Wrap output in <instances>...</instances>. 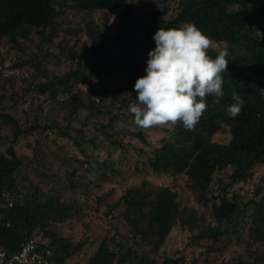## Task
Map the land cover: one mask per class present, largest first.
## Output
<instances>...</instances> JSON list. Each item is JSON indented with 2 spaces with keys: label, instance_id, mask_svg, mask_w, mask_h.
<instances>
[{
  "label": "trees",
  "instance_id": "trees-1",
  "mask_svg": "<svg viewBox=\"0 0 264 264\" xmlns=\"http://www.w3.org/2000/svg\"><path fill=\"white\" fill-rule=\"evenodd\" d=\"M66 8L103 15L100 24L90 19L86 26L89 43L71 54L75 67L60 75L45 73L44 80L34 86L49 99L68 102L67 125L36 117L24 124L0 110V246L11 253L32 238L51 250L53 264H65L82 246L77 243L70 248L71 240L63 234L64 223L79 212L77 202L65 193L83 192L93 181L91 176L112 179L124 164L144 174L169 176L172 184L142 179L139 185L127 187L113 208H119L134 238L104 237L86 264H158L156 255L174 227L188 228L193 241H208L201 264H229L223 259L216 263L217 257L209 256L221 249L223 235L264 245V175L251 197L243 198L238 192L255 166L264 167V96L259 91L264 89V0H179L175 13L151 3L142 11L128 0H0V41L6 39L20 50L33 43V35L50 41L58 32V16ZM118 11V18L109 25L110 15ZM182 22L195 23L216 42L217 49L226 43L230 56L224 74L225 95L219 104L213 103L214 97L207 98V111L195 130H185L178 123L167 129L159 145L150 147L142 129L120 130L142 142L130 151L128 143L112 139L114 133L120 134L115 122L132 115L127 109L136 100L137 78L146 75L155 32L160 27H179ZM209 54L214 58L217 51ZM30 62L40 71L39 63L31 58ZM104 75L117 76L109 85L110 94L96 93L90 86L94 95H86V101L76 98L79 84ZM233 91L244 101L235 118L226 113L234 102ZM218 132L227 133L228 140L212 139ZM98 133L111 141L120 156L108 151L93 165ZM61 139L71 140L80 155L60 144ZM17 145L30 148V153L19 152ZM40 154L59 159L67 168L58 171L41 164ZM34 172L43 174L46 184ZM177 178L200 205L209 204L212 223H205L195 207H180ZM255 257L250 252L248 260L238 262L251 264ZM161 264H187V260L184 254H166Z\"/></svg>",
  "mask_w": 264,
  "mask_h": 264
},
{
  "label": "rangeland",
  "instance_id": "rangeland-1",
  "mask_svg": "<svg viewBox=\"0 0 264 264\" xmlns=\"http://www.w3.org/2000/svg\"><path fill=\"white\" fill-rule=\"evenodd\" d=\"M134 3L135 7L144 11L148 4L153 7L162 9L163 5L167 6L170 13H175L179 0H128ZM103 12L96 11L91 14L66 8L63 13L58 16L56 23L57 35L50 41L39 40L37 35H33V43L29 42L22 45V50L12 46L6 39L0 41V110L8 112L16 116L21 123H29L30 120L40 119L45 122L51 119L59 121L63 126L67 125L68 102L55 101L46 97V94H40L34 89L37 82L43 81L45 73L49 76L54 74H63L70 68L75 67V61L71 59V54L79 53L85 45L89 43V36L86 26L90 23V19H94L100 24ZM119 16V11L110 15L109 25L114 23ZM30 58L40 65V71L36 69L30 62ZM29 61V62H28ZM116 75L101 76L91 79L89 82L78 85L76 98L86 101V95H94L90 90V86L96 93L106 91L110 94V83L116 80ZM113 108V111H116ZM127 112L125 113V115ZM129 130H137L138 128L131 118L121 117ZM107 118L104 117L103 121ZM79 127L78 124H76ZM172 125L157 126L150 129H142L149 146L159 145L160 140L167 134V129H171ZM2 131L6 129L2 126ZM74 133V131H72ZM115 132V131H113ZM120 134L112 136V139L122 140L128 143L129 150L133 146H142V142L134 135H129L119 131ZM49 135L52 136L51 132ZM229 135L225 132H218L212 136L216 141H227ZM33 138L29 136L28 140ZM97 147L93 149V165L100 162L108 151L114 150L116 147L109 139H105L98 133L95 136ZM59 143L64 145L73 153L80 155L76 146L71 140L61 139ZM18 151L21 153H30V148L17 145ZM51 147H54L53 144ZM0 149L3 145L0 144ZM90 152V151H89ZM113 154L120 156L119 150H114ZM82 157V156H81ZM38 160L41 164L49 168L62 171L67 168L59 159L46 154H40ZM121 173L112 179L99 178L91 176L93 181H89L88 188L81 192H66L65 195L77 202L79 212L72 218L67 220L63 227V234L71 240L72 248L74 244L82 243L81 248L66 260L65 264H86L90 255L94 252L101 239L113 236L115 239L124 240L126 238L133 239V231L128 224L118 214L119 208H113L119 197L129 186H137L142 179H147L153 184H172L169 176H158L154 173H141L133 169V165L120 166ZM264 175V167L257 165L253 169V175L246 181L239 184L238 192L243 198H249L259 181ZM33 176L39 177L41 184H46V178L43 174L33 173ZM175 189L178 191V200L180 207L184 205L195 207L201 213L205 223H212L213 216L208 205H200L196 199V195L187 189L180 179L174 181ZM99 198L101 199L99 201ZM246 236V231L243 233ZM39 239V236H36ZM244 241H237L235 236L223 235V243L219 244V251L210 253V257H217L214 261L221 263L222 259L229 264H239V259L248 260L249 253L256 255L251 264H259L264 262V245L259 243H249L246 238ZM249 243V244H248ZM208 241L199 239L192 240L191 231L188 228L174 227L170 232L165 244L156 255L158 264H161L165 255L184 254L187 264H197L196 259L200 260L206 253L205 248Z\"/></svg>",
  "mask_w": 264,
  "mask_h": 264
},
{
  "label": "clouds",
  "instance_id": "clouds-1",
  "mask_svg": "<svg viewBox=\"0 0 264 264\" xmlns=\"http://www.w3.org/2000/svg\"><path fill=\"white\" fill-rule=\"evenodd\" d=\"M153 39L155 48L148 52L146 75L137 78L136 100L127 110L140 129L181 123L185 130H195L207 111V98L212 96L213 103L219 104L225 95L224 74L230 56L227 45L217 49L216 42L192 22L160 27ZM212 50L217 51L214 58L209 54ZM259 91L264 96V89ZM232 100L226 113L235 118L244 101L237 91H233ZM115 127L120 131L126 125L116 121Z\"/></svg>",
  "mask_w": 264,
  "mask_h": 264
},
{
  "label": "built area",
  "instance_id": "built-area-1",
  "mask_svg": "<svg viewBox=\"0 0 264 264\" xmlns=\"http://www.w3.org/2000/svg\"><path fill=\"white\" fill-rule=\"evenodd\" d=\"M49 248L41 247L35 239L20 244L17 251L8 253L0 246V264H53Z\"/></svg>",
  "mask_w": 264,
  "mask_h": 264
}]
</instances>
